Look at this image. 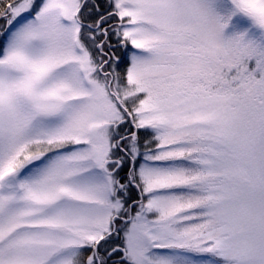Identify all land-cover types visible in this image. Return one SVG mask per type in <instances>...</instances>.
Here are the masks:
<instances>
[{"label":"snow or ice","instance_id":"1","mask_svg":"<svg viewBox=\"0 0 264 264\" xmlns=\"http://www.w3.org/2000/svg\"><path fill=\"white\" fill-rule=\"evenodd\" d=\"M0 264H264V0H0Z\"/></svg>","mask_w":264,"mask_h":264}]
</instances>
